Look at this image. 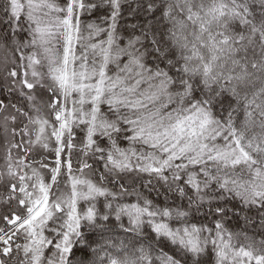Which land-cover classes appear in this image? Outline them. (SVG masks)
I'll return each mask as SVG.
<instances>
[{
    "label": "snow or ice",
    "instance_id": "snow-or-ice-1",
    "mask_svg": "<svg viewBox=\"0 0 264 264\" xmlns=\"http://www.w3.org/2000/svg\"><path fill=\"white\" fill-rule=\"evenodd\" d=\"M0 264H264V0H0Z\"/></svg>",
    "mask_w": 264,
    "mask_h": 264
}]
</instances>
